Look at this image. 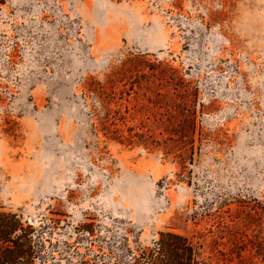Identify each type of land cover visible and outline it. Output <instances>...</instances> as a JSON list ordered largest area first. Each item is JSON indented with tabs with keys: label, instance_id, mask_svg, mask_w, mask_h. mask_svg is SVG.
Returning <instances> with one entry per match:
<instances>
[{
	"label": "rangeland",
	"instance_id": "rangeland-1",
	"mask_svg": "<svg viewBox=\"0 0 264 264\" xmlns=\"http://www.w3.org/2000/svg\"><path fill=\"white\" fill-rule=\"evenodd\" d=\"M0 211L14 264H264V0H0Z\"/></svg>",
	"mask_w": 264,
	"mask_h": 264
},
{
	"label": "trees",
	"instance_id": "trees-1",
	"mask_svg": "<svg viewBox=\"0 0 264 264\" xmlns=\"http://www.w3.org/2000/svg\"><path fill=\"white\" fill-rule=\"evenodd\" d=\"M31 230L25 228L14 214L0 211V264H14L19 258L32 259ZM157 260L143 253L146 264H204L197 248L186 238L174 233H161L156 242Z\"/></svg>",
	"mask_w": 264,
	"mask_h": 264
}]
</instances>
